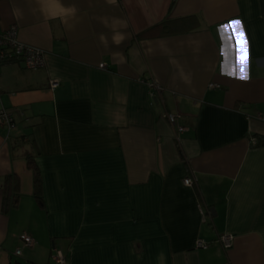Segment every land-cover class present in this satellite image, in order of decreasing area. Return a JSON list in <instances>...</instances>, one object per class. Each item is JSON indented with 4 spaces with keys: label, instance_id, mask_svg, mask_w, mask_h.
Here are the masks:
<instances>
[{
    "label": "crops",
    "instance_id": "0c3cea01",
    "mask_svg": "<svg viewBox=\"0 0 264 264\" xmlns=\"http://www.w3.org/2000/svg\"><path fill=\"white\" fill-rule=\"evenodd\" d=\"M11 26L45 65L0 66V264H264V0H0Z\"/></svg>",
    "mask_w": 264,
    "mask_h": 264
},
{
    "label": "built area",
    "instance_id": "2783aa9c",
    "mask_svg": "<svg viewBox=\"0 0 264 264\" xmlns=\"http://www.w3.org/2000/svg\"><path fill=\"white\" fill-rule=\"evenodd\" d=\"M21 62L23 67L28 70H35L43 68L45 65V54L42 50L23 43L18 36V29L16 26H11L7 30L0 33V66L3 64H12ZM103 69V64L98 66ZM217 87L216 85H210V88ZM160 88L156 85L152 87V97L159 99ZM165 119L168 125L175 129L176 135L184 132V127L178 122L177 115L166 113ZM0 124L4 125L8 130L14 128V120L10 113L5 110H0ZM192 180L186 178L183 180V185L186 187L192 186ZM20 241L23 246H31L33 239L23 234L20 236ZM216 242L224 249L227 250L231 247L232 236L223 235L217 238ZM211 243H205L201 240L195 242V247L200 249L207 248ZM20 248L16 249L14 255L20 256ZM50 264H68L67 258L60 251L55 250L51 255Z\"/></svg>",
    "mask_w": 264,
    "mask_h": 264
},
{
    "label": "trees",
    "instance_id": "16d2710c",
    "mask_svg": "<svg viewBox=\"0 0 264 264\" xmlns=\"http://www.w3.org/2000/svg\"><path fill=\"white\" fill-rule=\"evenodd\" d=\"M25 157H26L27 168L32 171L33 176H34V179H33L34 197L37 200L41 201V191L42 190H41V180H40L38 168L35 164V160L32 154L27 153L25 154ZM16 189H17L16 176H9L6 179V185L4 187L3 202H2L3 203L2 209L4 211L16 205V200L18 197V194H16Z\"/></svg>",
    "mask_w": 264,
    "mask_h": 264
},
{
    "label": "snow or ice",
    "instance_id": "6c2138e0",
    "mask_svg": "<svg viewBox=\"0 0 264 264\" xmlns=\"http://www.w3.org/2000/svg\"><path fill=\"white\" fill-rule=\"evenodd\" d=\"M239 25H240V21H232L230 25H229V24H225V25H222L221 28H222L223 30L227 31L231 26H236V27H238ZM239 38H240V33L237 32V39H239ZM237 55H238V57H239V52H238ZM243 67H244V64H243V62H241V69H242L241 74H242V75H243Z\"/></svg>",
    "mask_w": 264,
    "mask_h": 264
},
{
    "label": "clouds",
    "instance_id": "9594fccd",
    "mask_svg": "<svg viewBox=\"0 0 264 264\" xmlns=\"http://www.w3.org/2000/svg\"><path fill=\"white\" fill-rule=\"evenodd\" d=\"M61 11L63 13V16L61 17L62 19H64L65 16L69 15V14H74L75 12V9L73 8H68V9H65L61 6ZM65 23L67 22L66 19L64 21Z\"/></svg>",
    "mask_w": 264,
    "mask_h": 264
},
{
    "label": "water",
    "instance_id": "95a60500",
    "mask_svg": "<svg viewBox=\"0 0 264 264\" xmlns=\"http://www.w3.org/2000/svg\"><path fill=\"white\" fill-rule=\"evenodd\" d=\"M211 212H213V211H211Z\"/></svg>",
    "mask_w": 264,
    "mask_h": 264
}]
</instances>
